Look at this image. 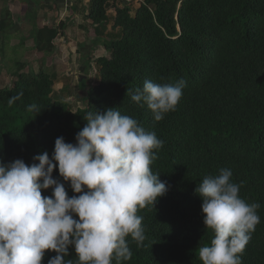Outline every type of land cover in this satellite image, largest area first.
Here are the masks:
<instances>
[{"label":"trees","instance_id":"trees-1","mask_svg":"<svg viewBox=\"0 0 264 264\" xmlns=\"http://www.w3.org/2000/svg\"><path fill=\"white\" fill-rule=\"evenodd\" d=\"M117 0H89L88 20L95 29V45L109 56L96 58L99 83L89 84L85 108L76 112L63 99H54L55 80L42 68L20 70L10 88H0V161L7 164L47 152L52 157L55 140L75 143L88 111L116 107L135 118L146 131H154L163 147L154 150L151 165L168 191L153 206L138 210L146 240L142 246L127 237L132 256L121 264H202L198 248L210 243L202 199L195 189L208 175L229 168L239 195L257 202L260 223L241 254L242 264H264V0H144L132 14V4L116 7L112 29L109 8ZM9 12L0 18L2 37L11 29ZM67 23L35 28V49L48 56ZM186 87L176 109L154 121L147 106L131 101V91L145 80ZM23 96L9 103V99ZM85 97V96H84ZM36 104L41 111H28ZM65 184L68 196L74 193ZM52 190H42L51 196ZM65 260L76 264L73 249ZM56 255L46 251L42 264ZM113 264L116 261L113 260Z\"/></svg>","mask_w":264,"mask_h":264},{"label":"clouds","instance_id":"clouds-1","mask_svg":"<svg viewBox=\"0 0 264 264\" xmlns=\"http://www.w3.org/2000/svg\"><path fill=\"white\" fill-rule=\"evenodd\" d=\"M185 87L183 79L174 84L145 80L130 98L147 106L159 122L176 109ZM22 96L17 93L9 103ZM33 110L41 111L29 105L28 111ZM83 119L76 142L58 137L51 158L43 152L30 166L22 159L0 161V264H42L46 251L56 253L48 264H73L65 260L70 248L76 264H121L132 256L127 237L137 246L146 240L137 213L168 191L160 174L151 170L154 150L164 142L116 107L88 111ZM57 167L78 195L69 197L65 184L53 178ZM232 175L221 168L195 189L202 199L203 223L213 234L210 243L198 248L202 264H242L241 254L260 223V204L239 195L243 182H232ZM48 189L51 196H42Z\"/></svg>","mask_w":264,"mask_h":264},{"label":"crops","instance_id":"crops-1","mask_svg":"<svg viewBox=\"0 0 264 264\" xmlns=\"http://www.w3.org/2000/svg\"><path fill=\"white\" fill-rule=\"evenodd\" d=\"M27 1V3H24V0H0V18L5 16L6 12H9L12 20L11 29L2 37V40L10 35L11 38L18 40L16 47H19L21 44L23 50L31 51L28 39L32 37L31 35L35 28L46 26L53 28L65 22L67 23V28L54 41L56 49L53 55L61 54L63 61L67 65H69V61L74 56L70 64V67L73 69V67H78L76 63L78 55H83L84 60H90L94 51L97 48L101 49V46L99 47L94 43L95 39L93 35L95 34V29L88 20L89 0ZM23 56L24 58L21 63H29L26 61L28 55L23 54ZM48 57L51 59L52 56ZM61 62L59 60V63ZM3 63L4 61L0 60V66L4 65ZM14 67H16V64ZM79 67L86 70L88 65L79 64ZM0 69H2V66ZM12 74L14 73L12 72Z\"/></svg>","mask_w":264,"mask_h":264},{"label":"rangeland","instance_id":"rangeland-1","mask_svg":"<svg viewBox=\"0 0 264 264\" xmlns=\"http://www.w3.org/2000/svg\"><path fill=\"white\" fill-rule=\"evenodd\" d=\"M123 0H118L115 4L112 3V5L109 8V16L111 18V24L109 25L108 35L117 33V31H114L112 29V25L114 23V16L116 14V7H123ZM127 1V0H126ZM27 0H24V3H27ZM132 4V14H135V11L140 7L141 2L138 0H131L130 2ZM117 4V5H116ZM125 4V3H124ZM73 26V25H72ZM88 34H90L88 32ZM94 34V33H93ZM92 34V35H93ZM96 33L93 35L94 39H96ZM3 46V54L0 55V60L4 61V65L2 66V69H0V88H10L13 86L14 81L16 80L15 75L20 70V68L14 67V65L21 64L25 66L24 69H21L23 72H39L41 68L53 76L55 80L54 85V99L59 100L63 99L66 102L70 104L73 111L76 112L79 109L85 108V102H86V95L88 85L95 86L99 83V70L96 62L94 61L96 58L103 57V56H109L110 53H108L104 47H101V49H98L94 51L92 56L90 57V60H84L83 55H78L76 58L77 68L73 67V69L70 67V64L72 63V60L74 59V56L69 61V65L66 64L65 61H63L61 54L53 55L51 54L50 57H48L47 54H42V52H39L35 49V40L34 37H30L28 39L30 50L31 51H25L23 50L22 45L20 44L19 47H16L18 45V40L16 38H11V36H7L4 40ZM100 47V46H99ZM36 50V52H35ZM23 54L28 55L26 57V61L29 63H21L22 59L24 58ZM62 58V59H61ZM59 60L62 62L59 63ZM68 61V60H67ZM92 63V64H91ZM79 64H86L88 65V68L84 70V68H80ZM0 66V67H1ZM12 72L15 74H12ZM14 75V76H13ZM88 80L89 84L81 85L83 80ZM85 96V97H84Z\"/></svg>","mask_w":264,"mask_h":264},{"label":"built area","instance_id":"built-area-1","mask_svg":"<svg viewBox=\"0 0 264 264\" xmlns=\"http://www.w3.org/2000/svg\"><path fill=\"white\" fill-rule=\"evenodd\" d=\"M130 1V0H129ZM138 1H142V0H138Z\"/></svg>","mask_w":264,"mask_h":264},{"label":"water","instance_id":"water-1","mask_svg":"<svg viewBox=\"0 0 264 264\" xmlns=\"http://www.w3.org/2000/svg\"><path fill=\"white\" fill-rule=\"evenodd\" d=\"M83 80V79H82Z\"/></svg>","mask_w":264,"mask_h":264}]
</instances>
